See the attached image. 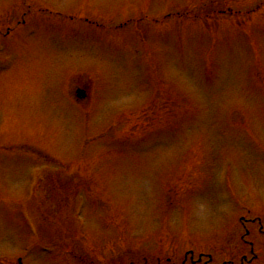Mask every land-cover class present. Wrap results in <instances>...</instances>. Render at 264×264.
Instances as JSON below:
<instances>
[{
    "label": "rangeland",
    "instance_id": "obj_1",
    "mask_svg": "<svg viewBox=\"0 0 264 264\" xmlns=\"http://www.w3.org/2000/svg\"><path fill=\"white\" fill-rule=\"evenodd\" d=\"M0 46V264L264 252V0H0Z\"/></svg>",
    "mask_w": 264,
    "mask_h": 264
}]
</instances>
